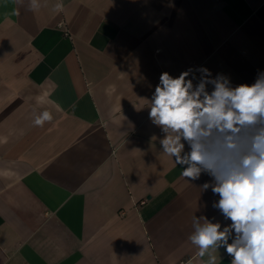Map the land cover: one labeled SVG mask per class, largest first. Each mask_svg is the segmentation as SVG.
Instances as JSON below:
<instances>
[{
  "label": "crops",
  "instance_id": "obj_1",
  "mask_svg": "<svg viewBox=\"0 0 264 264\" xmlns=\"http://www.w3.org/2000/svg\"><path fill=\"white\" fill-rule=\"evenodd\" d=\"M37 2L0 0V264H207L188 236L194 214L225 223L219 197L161 150L144 99L189 68L254 83L264 0Z\"/></svg>",
  "mask_w": 264,
  "mask_h": 264
},
{
  "label": "clouds",
  "instance_id": "obj_2",
  "mask_svg": "<svg viewBox=\"0 0 264 264\" xmlns=\"http://www.w3.org/2000/svg\"><path fill=\"white\" fill-rule=\"evenodd\" d=\"M36 7L31 0L30 8ZM144 100L149 119L163 134L161 150L188 182L209 176L200 189L219 197L212 207L225 223L194 214L190 243L209 257L207 264L221 260V248L230 264H264V72L254 83L236 86L205 67L177 77L163 72L151 99ZM52 119L45 110L33 124L42 127Z\"/></svg>",
  "mask_w": 264,
  "mask_h": 264
},
{
  "label": "built area",
  "instance_id": "obj_3",
  "mask_svg": "<svg viewBox=\"0 0 264 264\" xmlns=\"http://www.w3.org/2000/svg\"><path fill=\"white\" fill-rule=\"evenodd\" d=\"M58 25L61 27L64 34H68V29L63 22H60Z\"/></svg>",
  "mask_w": 264,
  "mask_h": 264
}]
</instances>
